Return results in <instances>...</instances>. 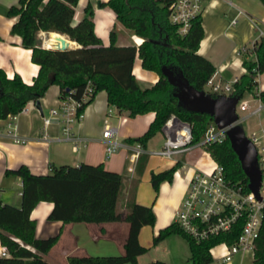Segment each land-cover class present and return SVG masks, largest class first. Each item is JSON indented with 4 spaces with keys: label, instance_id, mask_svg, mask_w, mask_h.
Instances as JSON below:
<instances>
[{
    "label": "trees",
    "instance_id": "16d2710c",
    "mask_svg": "<svg viewBox=\"0 0 264 264\" xmlns=\"http://www.w3.org/2000/svg\"><path fill=\"white\" fill-rule=\"evenodd\" d=\"M174 0H106V6L114 18L132 34L142 38L138 45H115L110 31V42L103 45L93 32L90 4L85 15L77 23L73 22V6L76 0H17L16 5L7 8L6 15L15 17L9 32L20 37L21 45L30 50V59L37 65V74L30 84L23 82L19 75L7 77L0 68V119L8 114L19 113L26 102H36L49 85H56L59 98L66 96L78 99L87 84L91 92L77 108L81 113L95 93L105 91L106 101L118 111H126L127 116L153 113V120L138 138L126 141L143 145L161 130L165 121L174 115L190 124L192 143L197 142L211 122L207 114L184 111L177 106L172 96V87L161 74V65L178 67L187 81L198 90L204 89L206 79L213 72L210 62L197 53V46L203 36L201 16L191 20L184 36L176 31V26L167 21L168 6ZM264 5V0H260ZM39 31L59 33L75 41L77 46L64 49L43 48L40 46ZM56 32V33H55ZM140 66L155 71L157 79L150 87H140L132 73L135 56ZM253 56L251 59L248 56ZM245 72L239 75L232 85V95L252 93L256 88L255 77L264 71V38L251 44L249 52H244L241 61ZM255 67L256 72H252ZM258 95L264 102V90ZM211 158L223 166L225 176L243 192H247V179L240 163L228 146L227 139L207 146ZM179 162L170 168L151 173L149 182L156 192L162 180L170 181ZM49 174H32L25 165L7 169L20 179V205L0 203V245L9 253L8 258L0 257V264H49L41 255L57 242L58 236L35 238L34 221L29 218L31 209L41 200L52 203L47 217L62 223H107L125 221L127 223L124 240V253L120 255L68 256L67 264H138L136 257L146 248L139 244L138 234L142 225L154 221L150 206L138 204L134 199V186L126 196L123 218L117 211L118 196L121 190V176L101 164L58 165L51 167ZM259 231L254 240L252 264H264V207ZM243 219L239 218L230 230L219 235L195 241L175 222L159 230L152 240H158L177 233L189 246L188 261L193 264H207L211 261L210 248L223 241L230 244L239 235ZM146 264H163L153 261Z\"/></svg>",
    "mask_w": 264,
    "mask_h": 264
},
{
    "label": "crops",
    "instance_id": "0c3cea01",
    "mask_svg": "<svg viewBox=\"0 0 264 264\" xmlns=\"http://www.w3.org/2000/svg\"><path fill=\"white\" fill-rule=\"evenodd\" d=\"M106 0H76L73 6V22L77 23L85 15V8L91 6L93 32L103 45L110 42V31L114 35V44L138 45L142 38L132 34L116 21L113 13L101 3ZM17 0H0V68L7 77L19 75L23 82L30 84L37 74V65L30 59V50L21 45L20 37L9 32L15 17L7 16L6 10L16 5ZM203 36L197 46V53L205 57L214 67V80L232 82L245 72L241 61L244 49L250 48L253 41L264 38V5L260 0H203L200 12ZM233 19L235 20L233 23ZM56 33V32H55ZM63 36L70 47L77 46L75 41ZM53 32L39 31L40 44L49 43ZM54 35V36H53ZM59 37V36H57ZM53 45V44H51ZM250 59L252 55L248 56ZM132 73L140 87H150L157 79L155 71L140 66L136 55L132 63ZM256 88L264 90V71L255 77ZM58 86L49 85L38 99L40 109L32 101L26 102L12 122L7 117L0 119V203L20 205L21 182L11 174H4L7 169L25 165L32 174H49L51 167L58 165L101 164L121 176V190L118 196L117 211L123 218L126 196L134 186L136 203L150 206L154 221L151 225H142L139 229L138 242L146 250L136 257L138 264L162 261L163 264H187L189 246L179 234L173 233L153 244L152 240L159 230L173 224L175 209L179 205L188 184V178L197 167L184 156L190 152L177 154L170 159L154 155L163 141L160 130L141 145L132 171L127 170L129 145L127 138H138L153 120L152 112L127 116L126 111H118L106 101L105 91L95 93L83 108L79 117L70 126L67 140L62 135L61 125L57 122L43 124L41 116H47L51 108L59 104ZM122 119H125L122 121ZM104 123L116 129L115 139L122 143L117 152L107 156L105 142L101 138ZM10 130L21 142H15L7 133ZM208 155V160H210ZM179 162L171 180H162L154 192L149 177L151 173L170 168ZM49 201L38 202L30 211L29 218L34 221L33 234L42 239L58 236L57 242L41 257L49 264H67L68 256L80 255H120L124 253V240L127 223L125 221L107 223H62L50 220L47 215L52 209ZM2 246V245H0ZM214 247V248H213ZM210 248L211 261L207 264H252L251 252H238L228 260H219L225 254V248L214 245ZM213 248V249H212ZM8 258V256H0Z\"/></svg>",
    "mask_w": 264,
    "mask_h": 264
},
{
    "label": "built area",
    "instance_id": "2783aa9c",
    "mask_svg": "<svg viewBox=\"0 0 264 264\" xmlns=\"http://www.w3.org/2000/svg\"><path fill=\"white\" fill-rule=\"evenodd\" d=\"M202 2L203 0H174L168 6L167 21L176 26V31L180 36H184L190 26L191 20L200 15ZM234 21L233 19L232 23ZM40 46L43 48L59 47L55 44L44 43V41H42ZM250 49L251 45L250 48L244 49L243 52H249ZM252 72L257 74L255 67L252 68ZM235 80L236 78L232 82H222L219 79L214 80V76L211 75L206 79L205 83V86L209 88L207 93L213 96L219 94L231 95L232 85L235 83ZM259 91L255 88L252 93H249L256 103V106L249 113L258 116L260 114L259 111L264 106V102L261 101L258 95ZM90 92L91 87L87 84L79 100L70 96L59 98L58 106L51 108L47 116H41L43 124L47 125L53 121L59 123L64 138L75 142L77 139L69 133L70 126L79 117L80 112L77 111V108L82 102H86ZM240 96L236 104L240 100ZM238 107L241 110L250 109L247 102L240 103ZM15 115L8 114L6 117L13 122ZM236 122L240 124L238 115ZM224 129H218L211 121L206 125L203 136L197 142L192 143L190 124L178 119L174 115H170L161 128L164 134L162 144L153 154L170 159L174 155L184 154L198 147L205 150L210 156L207 146L211 143H220L226 138ZM115 132L116 129L106 123H104L100 132L101 138L105 142L104 150L107 156L117 152L123 145L115 139ZM7 133L13 137L15 142H21L10 130H7ZM245 136L255 148L260 179L257 188L259 198L248 191V189L247 192H243L240 185H236L225 176L223 166L214 161L210 156L209 169L204 171L195 170L188 178V184L182 195V199L174 212V222L177 227L183 230L189 237L191 236L195 241L204 240L207 237L228 231L239 218L243 219L236 240L230 244L225 241L218 244L225 248V254L219 258L222 261L228 260L230 255L240 251L251 252L253 254V243L258 235L263 217L264 122H259L257 128L249 134H245ZM129 149L127 170L132 171L133 165L142 149L139 143L129 145ZM8 255L9 253L5 247L0 246V256ZM187 264L193 263L188 261Z\"/></svg>",
    "mask_w": 264,
    "mask_h": 264
},
{
    "label": "water",
    "instance_id": "95a60500",
    "mask_svg": "<svg viewBox=\"0 0 264 264\" xmlns=\"http://www.w3.org/2000/svg\"><path fill=\"white\" fill-rule=\"evenodd\" d=\"M69 47L68 44H62L58 48ZM160 71L167 83H170L172 87L171 94L177 99L178 107L185 112L207 114L218 129L225 128L228 146L234 153L238 163H240L241 170L247 179V189L259 198L257 188L260 179L255 148L246 138L241 125L236 122L237 114L234 112L239 95L219 94L213 96L203 89L198 90L187 81L181 70L176 66L161 65ZM35 104L40 109L38 101Z\"/></svg>",
    "mask_w": 264,
    "mask_h": 264
},
{
    "label": "rangeland",
    "instance_id": "374dc122",
    "mask_svg": "<svg viewBox=\"0 0 264 264\" xmlns=\"http://www.w3.org/2000/svg\"><path fill=\"white\" fill-rule=\"evenodd\" d=\"M49 42H50V36H49ZM204 91H209V88L207 86H204ZM240 100L236 104L235 107V114L238 115L240 119V125L242 127V130H244L245 134H249L253 130L257 128L258 123L264 122V106L259 111V116L256 114H250L249 111L252 110L254 106H256V103L253 100V97L248 92H243L240 96ZM242 102H247L250 106L249 110H241L239 109V104ZM185 160H189L191 163L195 164L197 169L200 171L208 170L209 169V162L208 160V154L205 150L196 147V149L193 150L192 154H186L184 156ZM214 248V247H213ZM212 248V249H213Z\"/></svg>",
    "mask_w": 264,
    "mask_h": 264
},
{
    "label": "bare ground",
    "instance_id": "6f19581e",
    "mask_svg": "<svg viewBox=\"0 0 264 264\" xmlns=\"http://www.w3.org/2000/svg\"><path fill=\"white\" fill-rule=\"evenodd\" d=\"M55 36L57 35V36H59V37H52V35L50 36V44H55V45H57V46H61L62 44H68V46H69V44L71 43L72 44V42H70V41H68L67 39H65L63 36H60V35H58L57 33L56 34H54ZM53 35V36H54ZM74 46H76V45H74ZM54 49V48H53ZM55 50V49H54Z\"/></svg>",
    "mask_w": 264,
    "mask_h": 264
}]
</instances>
